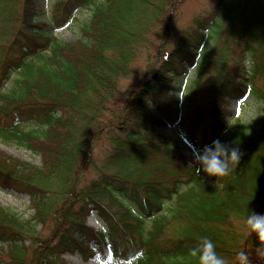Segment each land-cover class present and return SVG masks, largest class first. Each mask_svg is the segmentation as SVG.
Here are the masks:
<instances>
[{
	"label": "trees",
	"instance_id": "1",
	"mask_svg": "<svg viewBox=\"0 0 264 264\" xmlns=\"http://www.w3.org/2000/svg\"><path fill=\"white\" fill-rule=\"evenodd\" d=\"M36 1L0 0V140L40 158L27 165L0 152V187L27 194L34 214L22 223L0 206V243L10 244L0 262L62 264L69 252L197 264L189 249L208 237L239 264L259 236L242 238L236 224L247 210L264 214V0H216L182 33L171 27L182 0H57L46 26ZM84 9L76 40L55 36ZM245 97L262 115L257 129L226 110ZM163 122L199 151L216 139L237 145L239 163L207 184L155 134ZM91 213L101 230L83 224Z\"/></svg>",
	"mask_w": 264,
	"mask_h": 264
},
{
	"label": "rangeland",
	"instance_id": "2",
	"mask_svg": "<svg viewBox=\"0 0 264 264\" xmlns=\"http://www.w3.org/2000/svg\"><path fill=\"white\" fill-rule=\"evenodd\" d=\"M56 1L57 0L36 1L35 5L37 9L42 10L39 12V24H42L43 26L50 24L49 22ZM216 2V0H182L175 8L176 13L174 15L173 24L171 27H174L173 29H175L177 33H182L188 30L191 26H193L194 22L199 21L211 14L216 6ZM89 14L90 13L88 9H84L75 13L73 19L68 22L64 28L56 30L54 32L55 36L65 42H72L76 40L78 38L79 26L88 19ZM206 45L202 52H204L205 49L208 48V45ZM140 64L143 65L142 62ZM186 76L187 80L184 82L183 90L179 93V97L176 98L177 100L182 99L183 101L188 93V87L190 85L189 81L193 78V73H186V75L183 76V79ZM226 110L227 112L232 114L233 120H239L241 124L245 125L248 129H257L262 120V115L259 112L257 105L254 104L252 99L249 97H245L242 100L230 101L227 105ZM233 120H223V124L228 126L234 123ZM154 128L155 134L160 139L167 140L169 142H175L177 145H179L181 147V153L185 163L190 167H194L192 165L193 155L199 150L189 145L185 135L176 126L163 122L161 125H155ZM0 152H3L8 157L17 159L27 165L40 166V158L20 144L14 142L3 143L0 140ZM201 174L203 180L207 184L211 185L214 183L212 177H208L203 172H201ZM0 206L16 215L20 222L32 223L31 219L34 214L33 210L30 207L29 197L27 194L3 189L0 187ZM83 224L98 231L103 227L101 221L98 220L95 213H91L90 215H88L84 219ZM236 227L238 228L237 232L242 236V238H244L247 235L245 223H237ZM49 229L50 226L43 229L41 225H38L35 228V231L37 233H40L39 236L47 238V236L51 234V231H49ZM50 239H48V243H46L47 245L53 242V240ZM29 244L30 243L27 240L23 243L25 247H28ZM261 246H264V241H262L260 238L257 240V244L254 243L250 247L247 246L246 250L243 252L244 256H246L245 264H264V257H261L257 251ZM8 247L10 248V244L0 243V261L3 258V254L7 252ZM38 248L40 249V251H44L46 245L44 244V246H42V244H39ZM58 259L62 262V264H114L103 262L98 257L84 261L79 258L76 253L71 254L69 252H62L59 255ZM1 262L0 264H2ZM43 262H45L44 259L41 261V263ZM238 263L240 264V258Z\"/></svg>",
	"mask_w": 264,
	"mask_h": 264
},
{
	"label": "clouds",
	"instance_id": "3",
	"mask_svg": "<svg viewBox=\"0 0 264 264\" xmlns=\"http://www.w3.org/2000/svg\"><path fill=\"white\" fill-rule=\"evenodd\" d=\"M241 155L237 145L216 139L201 151L194 153L192 165L198 174L203 172L208 177L217 179L229 175L239 163ZM245 224L249 233L255 232L264 241V214L247 210ZM257 251L261 257H264V246ZM188 254L196 259L197 264H228L227 260L216 251L213 240L208 237H202L189 249ZM238 258L240 264H245L246 256L243 253H238Z\"/></svg>",
	"mask_w": 264,
	"mask_h": 264
}]
</instances>
